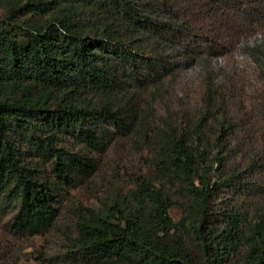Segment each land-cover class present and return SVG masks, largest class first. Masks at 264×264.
Returning <instances> with one entry per match:
<instances>
[{
    "label": "trees",
    "instance_id": "16d2710c",
    "mask_svg": "<svg viewBox=\"0 0 264 264\" xmlns=\"http://www.w3.org/2000/svg\"><path fill=\"white\" fill-rule=\"evenodd\" d=\"M0 10V212H13L10 230H51L62 194L95 175L115 139H130L151 170L103 209H73L62 252L40 264H226L241 246L243 264H264V202L251 220L223 211L222 230H203L218 187L244 186L242 167L258 163L250 130L238 134L235 80L215 60L264 29V0H0ZM248 51L264 70V44ZM192 67L200 96L158 114L156 101Z\"/></svg>",
    "mask_w": 264,
    "mask_h": 264
},
{
    "label": "rangeland",
    "instance_id": "374dc122",
    "mask_svg": "<svg viewBox=\"0 0 264 264\" xmlns=\"http://www.w3.org/2000/svg\"><path fill=\"white\" fill-rule=\"evenodd\" d=\"M256 44H264V29L245 34L232 46L227 59L219 57L215 60L220 77L223 80H235L234 92L237 100L234 101H239L243 113V123L238 134L247 135L250 130L249 146L252 148L251 152L258 155V163L249 169L247 166L242 167L243 172H246L243 175L244 186L218 187L211 200V215L205 219V231L209 227L214 232L224 228L225 221L221 214L223 211L247 210L246 217L251 220L254 214L252 205L264 202V70L257 62L255 54L248 51ZM201 91L200 71L198 67H192L183 72L174 85L166 88L162 99L156 101L154 108L161 115L165 107H173L171 104L177 102V98L184 97L185 100L194 102ZM230 167L232 166H224L221 169L227 171ZM148 171L151 170L143 165L140 153L130 139H115L107 153L98 156L95 175L83 183L79 182L67 194H62L60 216L48 232L40 235L14 234L9 228L13 212L7 215L0 212V264H40L41 258L60 254L65 238L73 231V209L81 206L103 209L115 191L126 192L133 186V177ZM169 214L175 222L184 216L179 206L172 207ZM191 240L190 251L195 261L203 260L196 241L194 238ZM244 251V246L238 247L229 255L226 264H243Z\"/></svg>",
    "mask_w": 264,
    "mask_h": 264
}]
</instances>
